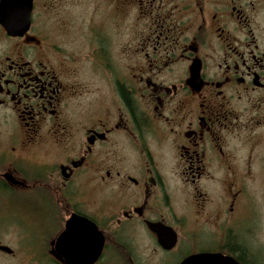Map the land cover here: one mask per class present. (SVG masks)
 Here are the masks:
<instances>
[{
	"label": "flooded vegetation",
	"instance_id": "obj_1",
	"mask_svg": "<svg viewBox=\"0 0 264 264\" xmlns=\"http://www.w3.org/2000/svg\"><path fill=\"white\" fill-rule=\"evenodd\" d=\"M259 181L264 0H0V264H256Z\"/></svg>",
	"mask_w": 264,
	"mask_h": 264
},
{
	"label": "rangeland",
	"instance_id": "obj_2",
	"mask_svg": "<svg viewBox=\"0 0 264 264\" xmlns=\"http://www.w3.org/2000/svg\"><path fill=\"white\" fill-rule=\"evenodd\" d=\"M259 183L253 188L254 192V208H255V227H256V246L255 252L257 256L256 264H264V186ZM41 212L34 208L27 200L16 201L7 200L0 201V216L15 215L22 219H30L33 215ZM13 236L8 235L7 240H12Z\"/></svg>",
	"mask_w": 264,
	"mask_h": 264
},
{
	"label": "water",
	"instance_id": "obj_3",
	"mask_svg": "<svg viewBox=\"0 0 264 264\" xmlns=\"http://www.w3.org/2000/svg\"><path fill=\"white\" fill-rule=\"evenodd\" d=\"M70 222H72V220H70ZM67 228H68V231L65 233V235H67L68 232H70L69 227ZM63 236H62V239H63ZM60 242H61V239L57 241V244H59ZM191 260H197V263L199 264H237L231 260H226L225 263L223 261L221 262L217 257L212 256V255H202L201 257H196L194 259H188L184 261L182 264H190Z\"/></svg>",
	"mask_w": 264,
	"mask_h": 264
}]
</instances>
